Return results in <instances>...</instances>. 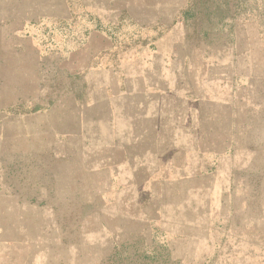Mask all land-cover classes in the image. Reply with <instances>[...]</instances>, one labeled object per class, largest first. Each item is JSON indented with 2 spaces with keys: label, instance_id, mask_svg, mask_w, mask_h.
Returning a JSON list of instances; mask_svg holds the SVG:
<instances>
[{
  "label": "rangeland",
  "instance_id": "rangeland-1",
  "mask_svg": "<svg viewBox=\"0 0 264 264\" xmlns=\"http://www.w3.org/2000/svg\"><path fill=\"white\" fill-rule=\"evenodd\" d=\"M24 259L264 264V0H0V264Z\"/></svg>",
  "mask_w": 264,
  "mask_h": 264
},
{
  "label": "crops",
  "instance_id": "crops-1",
  "mask_svg": "<svg viewBox=\"0 0 264 264\" xmlns=\"http://www.w3.org/2000/svg\"><path fill=\"white\" fill-rule=\"evenodd\" d=\"M14 245V244H13ZM19 245H21V246H27V244H21V243H19ZM11 254H12V252H10ZM11 258H13V256H11ZM11 258H6L5 260H8L9 262H12L13 261V259H11ZM29 262V260L28 259H24L23 261H21L19 264H30V263H28Z\"/></svg>",
  "mask_w": 264,
  "mask_h": 264
}]
</instances>
